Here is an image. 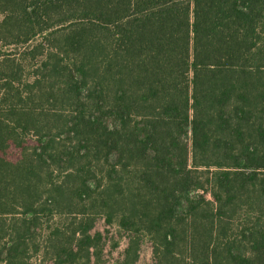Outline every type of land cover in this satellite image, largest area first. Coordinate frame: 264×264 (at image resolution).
Listing matches in <instances>:
<instances>
[{"label": "trees", "instance_id": "1", "mask_svg": "<svg viewBox=\"0 0 264 264\" xmlns=\"http://www.w3.org/2000/svg\"><path fill=\"white\" fill-rule=\"evenodd\" d=\"M100 218L264 264V0H0V264H105Z\"/></svg>", "mask_w": 264, "mask_h": 264}, {"label": "rangeland", "instance_id": "2", "mask_svg": "<svg viewBox=\"0 0 264 264\" xmlns=\"http://www.w3.org/2000/svg\"><path fill=\"white\" fill-rule=\"evenodd\" d=\"M39 40V39H37ZM94 233L101 234L106 241L104 260L105 264H119L122 254L127 245V237L118 233L116 228H110L105 225L103 219H98L93 230ZM117 243L116 247L114 244ZM151 263V245L145 240L141 244L140 258L137 264Z\"/></svg>", "mask_w": 264, "mask_h": 264}]
</instances>
